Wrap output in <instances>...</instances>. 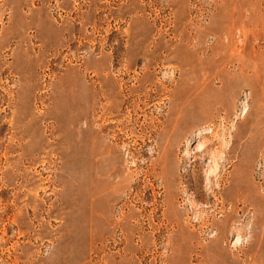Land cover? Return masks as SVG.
Listing matches in <instances>:
<instances>
[{
  "label": "rangeland",
  "instance_id": "374dc122",
  "mask_svg": "<svg viewBox=\"0 0 264 264\" xmlns=\"http://www.w3.org/2000/svg\"><path fill=\"white\" fill-rule=\"evenodd\" d=\"M30 263L264 264V0H0V264Z\"/></svg>",
  "mask_w": 264,
  "mask_h": 264
},
{
  "label": "bare ground",
  "instance_id": "6f19581e",
  "mask_svg": "<svg viewBox=\"0 0 264 264\" xmlns=\"http://www.w3.org/2000/svg\"><path fill=\"white\" fill-rule=\"evenodd\" d=\"M207 133H209V132H207V130H205V132H204V131H203V132H199V133H198L199 135H197V138H200V137H202V134L205 135V134H207ZM182 138H183V137H180L179 139L182 140ZM195 138H196V137H195ZM208 148H209V147H208ZM210 149H211V148H210ZM27 177H28V176H27ZM20 178H23V181H24V182L28 181V180H26V176H23V175H21V174H20ZM23 185H25V184H23ZM19 195H20V193H19L18 195H16L17 198H19ZM243 195H244V194H243ZM243 195H242V196H243ZM244 196H245V195H244ZM15 199H16V198H15ZM220 237H221V236H220ZM30 264H31V263H30Z\"/></svg>",
  "mask_w": 264,
  "mask_h": 264
}]
</instances>
